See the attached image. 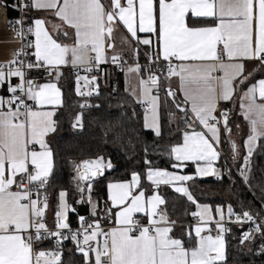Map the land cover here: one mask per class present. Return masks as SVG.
Listing matches in <instances>:
<instances>
[{"label":"snow or ice","instance_id":"6c2138e0","mask_svg":"<svg viewBox=\"0 0 264 264\" xmlns=\"http://www.w3.org/2000/svg\"><path fill=\"white\" fill-rule=\"evenodd\" d=\"M9 8L22 15L9 19ZM32 10L48 11L68 31L57 24L50 33L43 18L28 23ZM0 23L19 45L10 59L0 61V86H6L7 92L0 95V264H63L60 245L69 238L83 255V264H228L226 235L232 232L228 223L249 225L233 237L237 240L234 248L245 255H264V184L257 196V186L251 183V157L257 142L264 140V78L248 82L254 72L264 69V0H0ZM121 26L128 34L121 36V43L135 59L126 69L122 52L113 43V34ZM141 45L147 47L145 65L138 62ZM109 61L137 75L139 91L132 90L128 107L136 103L143 108V129H150L156 138L164 135L161 107L167 111L169 130L172 123L177 125L181 139L166 147L171 168L183 170L191 162L195 170L181 175L153 166L145 146L144 169L131 171L128 180L108 181L106 206L101 208V202L92 198L93 186L105 169L113 168L111 160L97 155L73 162L71 184L79 197L75 204L87 203L88 213L79 214L68 202V192L60 189L54 227H49L48 187L56 153L47 138L60 127L54 116L63 106L57 83L62 68L74 70L76 96L98 99L101 65ZM250 61L257 67L245 74V62ZM32 71L41 76L29 78ZM44 77L46 82H38ZM12 78H18V83H12ZM173 79L178 81L175 88ZM234 98L239 103L238 115L248 124L245 154L235 175L259 201L255 213L243 205L237 212L230 203L226 213L220 204L213 209L199 203L185 186L208 176H227L235 183L227 159L223 170L217 167L222 156L220 126L224 134L231 133L232 109L220 105L235 103ZM91 107L101 105L87 99L79 103L80 111L71 121L73 130L83 128V110ZM135 117V108L131 116L121 112L114 124L109 123L105 138L109 134L118 141L127 137L131 146L133 136L140 139L137 130L128 126ZM227 143L235 165L237 145L232 139ZM145 180L150 182L151 195H146ZM160 185H176L174 191L195 205L191 216L196 223L190 230L185 227L180 237L172 235L176 220L159 207L165 204L156 191ZM69 212L77 216L75 229L70 226ZM45 241L54 244L45 248Z\"/></svg>","mask_w":264,"mask_h":264},{"label":"trees","instance_id":"16d2710c","mask_svg":"<svg viewBox=\"0 0 264 264\" xmlns=\"http://www.w3.org/2000/svg\"><path fill=\"white\" fill-rule=\"evenodd\" d=\"M158 3V0H154ZM9 3L10 0H9ZM8 15L11 17L14 14L12 9H8ZM144 55L143 50L139 48V58ZM116 82V86H112V82ZM163 82V81H162ZM100 97H92L93 103H99L100 108H86L83 110V128H71V121L76 112L80 111L79 103L83 102L84 98L76 96L74 92V74L70 69L64 70L63 75L58 81V86L61 88L63 106L57 108L55 119L59 122L60 127L55 135H49L47 138L50 141L55 156V172L51 177V182L48 187L49 193V207L55 210L57 203V194L60 189L68 192V202L76 208L81 215H87L88 205L75 204V200L79 197L74 193L71 184V177L73 175V162H78L85 158L96 157L103 155L104 158H109L113 162L111 171L106 172L103 177H97L93 186V200H99L100 207L104 208L107 200L106 184L108 181L127 180L130 177L131 171H142L144 169V153L143 148L148 147V159L153 162V166L165 168L170 170V157L166 153V147L171 143L178 142L181 139V133L175 123L171 124L169 130L168 114L164 107L160 110V120L164 135L161 138L154 137L151 130L143 129V108L136 103H132V108L136 110V117L128 125L134 128L139 133L140 139L137 140L135 136L132 137L131 146L126 137L123 141H118L113 138L111 134L105 138L104 132L109 123L114 124L117 118H120L121 112H125L131 116L132 108L128 107V103L132 102V95L125 86L123 72H115L111 69L105 68L103 71V78L99 81ZM163 87V86H162ZM115 89V90H114ZM162 93V92H161ZM171 108V105L168 106ZM223 107L232 109L229 113V127L237 126L239 118L236 115L235 107L232 103H225ZM174 111V109H173ZM180 115L179 113H176ZM105 125L104 128L101 125ZM241 125V132L238 143L242 144L244 124ZM181 129L183 125L179 126ZM223 129V126H222ZM245 129V127H244ZM229 136L222 131L220 149L222 156L218 162V167L223 170L225 159L228 160L229 167L233 169L232 183L227 176L223 179L215 178H197L192 180L198 187L205 191H209L215 196L212 197H197V200L208 202L214 208L216 203H221L227 208V204H232L235 211H242L243 207H249L255 213L260 208L258 200L253 199L252 192L243 184V182L235 175V168L242 163L243 151L239 150V157L236 164L232 165L231 150L227 143ZM258 147L254 150L251 157V183L257 186V196L259 195L258 187L264 184V148L259 147L264 144V140L258 141ZM159 145V147H156ZM191 170V168L189 169ZM146 193L150 192V182L146 180L143 182ZM229 188L231 191H229ZM159 191L165 204L162 205L164 211L167 212L170 220H176L177 224L182 225L180 229H184L186 223H191V212L194 205L187 201V199L173 191L168 186H160ZM99 214V213H98ZM68 220L70 224L74 225L77 221L75 213L69 212ZM232 232L226 235L228 241L227 246V260L228 264L237 263L244 264H264V255L242 254L233 247L237 240L233 237H238L241 228L232 226ZM178 226L173 229V234L181 235L177 232ZM259 239V238H257ZM260 240H256L258 244ZM54 241H45L43 246L45 248L52 247ZM62 251L63 264H83V255L76 252L73 242L65 241L60 245Z\"/></svg>","mask_w":264,"mask_h":264},{"label":"crops","instance_id":"0c3cea01","mask_svg":"<svg viewBox=\"0 0 264 264\" xmlns=\"http://www.w3.org/2000/svg\"><path fill=\"white\" fill-rule=\"evenodd\" d=\"M9 13H8V11H7V17L8 18H10L9 17V15H8ZM32 18H43V19H45V21H46V28L49 30V32L50 33H52L53 32V30H54V26L55 25H57V24H60L61 26H62V28H63V30L64 31H68V27L66 26V25H63V23H62V21H60L59 20V18H57V17H55L53 14H51V13H49L48 11H46V10H32L31 11V15H30V17L28 18V20L27 21H31V19ZM56 31H59V30H56ZM69 35H72V33L71 32H69ZM122 35H124V36H127L128 34H127V32H126V29H123V27L121 26L116 32H114V34H113V43H114V45H115V47H116V49L118 50V51H121L122 52V55H124V54H129V55H132L133 56V54H132V51H131V49H129L128 47H127V45H124V44H122L121 43V36ZM140 35H144V34H140ZM54 38H56L55 37V35H54ZM59 42H62V43H71L72 41L71 40H63V39H61ZM16 47H18V44L16 43V42H14V41H12L11 39H10V31L8 30V28H6L2 23H0V61H5V60H7V59H10V56H11V51L14 49V48H16ZM133 47H136V45L135 44H133ZM139 48H140V50H143V52L145 53L146 51H147V47L146 46H143V45H141V46H139ZM109 55H111V52H109ZM140 57H143V58H145V55H142V56H140ZM106 64V63H105ZM69 67H71V66H66V67H63L62 68V72L64 71V70H67V69H69ZM256 67H257V63L255 62V61H250V62H245V74H247L248 72H253V70L254 69H256ZM126 69V68H125ZM125 74H126V71H123V77L125 78ZM134 76V73H127V83H126V85L125 86H127L126 88L128 89V91L130 92V93H132V90L135 88L136 89V91H137V93H138V91H139V81H138V78H137V75L135 74V76ZM141 76H143V73H141ZM259 78H264V69H262V70H260V71H257V72H254V74H253V76L252 77H250L249 78V83H251V82H255V80L256 79H259ZM46 79L47 78H44L43 80H41L40 82L42 83V82H46ZM58 83V82H57ZM171 85H172V87H177L178 86V81L176 80V79H173L172 81H171ZM161 86H164L163 85V82H161ZM247 86V84H245V87ZM241 91H242V89H241ZM178 96H179V94H178ZM235 99V103H232V107H235V112H236V115L238 116V118H239V122H237V125H239V124H244L243 125V130H245V133H244V135H243V139L244 138H246V136H247V134H248V124H247V121H245L244 120V118H243V116L242 115H238V113H239V103H238V99L237 98H234ZM225 103H227V102H222L221 103V107H223V104H225ZM59 108V107H58ZM57 111V110H56ZM54 119H55V116H54ZM222 126L223 125H221L220 127H221V137H222V131H223V129H222ZM244 127H245V129H244ZM230 129H231V134H232V137H230L229 135V138L230 139H232V140H234L235 141V143H236V145H237V150H238V152H239V150H242L243 151V153L245 154V150H244V148H243V141H242V144H239L238 143V139H239V137H241L240 136V132L242 131L241 130V125H239V127H237L236 125L234 126V127H230ZM150 130V129H149ZM197 130H199V128H197ZM238 132V135H237V137H236V134H235V132ZM36 148H37V150H39V146L37 145L36 146ZM219 150L221 151V149L219 148ZM242 160H243V158H242ZM218 164V163H217ZM186 165L188 166V169L186 170V171H184L183 173L182 172H180V171H177L178 172V174H186V173H188V172H191V173H193L194 172V170H195V166L191 163V162H187L186 163ZM217 167H218V165H217ZM191 168V170H189ZM169 171H175V170H169ZM203 178H215V177H212V176H208V177H203ZM129 179H130V177H129ZM127 180H128V178H127ZM160 186H162V185H160ZM159 186V187H160ZM163 186H168L169 188H171L173 191H174V186H176V185H163ZM185 186H187L188 188H189V190L193 193V195H194V197L197 199V197H202V196H204V197H212V196H214L215 194H212L211 192H209V191H205V190H203V189H201L200 187H198L195 183H193L192 181H188V182H186L185 183ZM159 187L156 189V191L158 192V194H160L161 195V193H160V191H159ZM106 194H107V188H106ZM152 194V190H150V192H148V193H146V195H151ZM179 194V193H178ZM182 195V194H181ZM162 196V195H161ZM186 198V197H185ZM199 203H207V204H210V203H208V202H202V201H199V200H197ZM217 204H220V205H222L223 207H224V205L223 204H221V203H216L215 205H214V208H215V206L217 205ZM211 205V204H210ZM160 208H162V205L161 206H159ZM213 208V209H214ZM196 209H195V205H194V209H193V211H195ZM192 211V212H193ZM224 211H225V213H226V207H224ZM46 223L48 224V226L49 227H54V211H53V209L52 208H50V207H48V209L46 210ZM195 223H186L185 225H183V226H185V227H189V230H190V226L191 225H194ZM176 226H178V230H177V232H178V234H181L183 231H184V229H185V227H184V229H180L179 227H181L182 225H180V224H176ZM172 235L173 236H175V237H180V235H175V234H173V232H172ZM193 235H194V233H193Z\"/></svg>","mask_w":264,"mask_h":264},{"label":"built area","instance_id":"2783aa9c","mask_svg":"<svg viewBox=\"0 0 264 264\" xmlns=\"http://www.w3.org/2000/svg\"><path fill=\"white\" fill-rule=\"evenodd\" d=\"M10 2H12V0H10ZM20 15H22L21 12L14 11V14H13L9 19L17 18V17H19ZM27 22L30 23L29 21H27ZM29 39H32V37H29ZM18 46H19V45H18ZM122 56H123V61L126 62V63H123V68H127L130 64H132V63L135 62V59H134V57H133L132 55L124 54V55H122ZM138 62H139L141 65H145V64L147 63L146 58H138ZM101 67L103 68V71H104L105 68H108V69H111V70H113V71H115V72H123L121 69L116 68V67H115L110 61H109L108 63H106V64H102ZM69 69H70V70L72 71V73L74 74V70H73L71 67H69ZM83 74H84V73H81V75H83ZM92 74H93V75H99V73H97V72H93ZM143 75H144V73H143ZM40 76H41V73L38 72V71H32V72L29 74V78H36V77H40ZM44 78H46V77H44ZM44 78L39 79L38 82H40V81L43 80ZM11 82H12V83H18V78H12V79H11ZM112 86H113V87L116 86V82H115V81L112 82ZM0 95H7V92H6V86H0ZM91 98H92V97H91ZM91 98H84V99H87L88 102H89L90 104L95 105V103L92 102ZM86 204H87V203H86ZM233 219H234V218H233ZM191 223H196V220L192 219ZM70 226H71L73 229L77 228V227H78V221H76V223H75L74 225L70 224ZM232 226H236V227H239V228L244 229V230H246V229L249 227L248 224H243V225L235 224V223H228V224H227V227H229V228L232 227ZM257 240H259V239H257ZM65 241H70V242H72L70 238L67 239V240H64V241H62V242H65ZM259 243H260V241H259ZM259 243H258V244H259Z\"/></svg>","mask_w":264,"mask_h":264},{"label":"rangeland","instance_id":"374dc122","mask_svg":"<svg viewBox=\"0 0 264 264\" xmlns=\"http://www.w3.org/2000/svg\"><path fill=\"white\" fill-rule=\"evenodd\" d=\"M133 64V63H132ZM132 64H130V65H132ZM134 76H135V73H134ZM133 76V77H134ZM124 80H125V85H126V83H127V73L125 74V78H124ZM128 84V83H127ZM127 87V86H126ZM161 97H163V92L161 93ZM235 134H236V137H237V135H238V132L236 131L235 132ZM230 137H232V134L230 133V135H229ZM81 161V160H80ZM80 161H78L77 163H79ZM192 173L191 172H188V173H184V174H182V175H191ZM215 196V195H214ZM232 264H234V263H232ZM237 264H242V263H237ZM244 264V263H243Z\"/></svg>","mask_w":264,"mask_h":264},{"label":"water","instance_id":"95a60500","mask_svg":"<svg viewBox=\"0 0 264 264\" xmlns=\"http://www.w3.org/2000/svg\"><path fill=\"white\" fill-rule=\"evenodd\" d=\"M91 158H95V157H91ZM91 158H85V159H91ZM109 158H105V160H108ZM84 160V159H83ZM113 163V162H112ZM188 169V166L186 165V167L183 169V170H176V169H172L171 168V166H170V170H175V171H180V172H184V171H186ZM112 169H105V172H104V174L106 173V172H109V171H111ZM104 176V175H103Z\"/></svg>","mask_w":264,"mask_h":264}]
</instances>
